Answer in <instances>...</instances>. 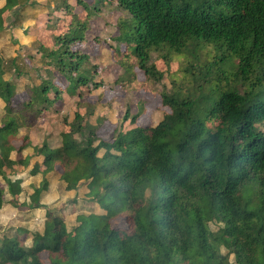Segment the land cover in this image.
<instances>
[{"label": "trees", "instance_id": "trees-1", "mask_svg": "<svg viewBox=\"0 0 264 264\" xmlns=\"http://www.w3.org/2000/svg\"><path fill=\"white\" fill-rule=\"evenodd\" d=\"M4 1L0 32L20 3ZM116 4L129 15L118 24L116 40L124 50H114L116 58L159 84L166 74L152 62L153 54L167 65L174 56H187L188 80H172L169 90L162 89L161 105L169 112L154 127L119 130L107 141L88 121L92 111L77 109L72 121L64 120L59 146H32L20 129L35 125L63 93L76 95L93 83L88 56L73 49L86 26L53 35L52 45L38 44L41 68L64 79L62 92L51 77L41 79L15 104L16 86L3 78L0 58V98L6 104L0 208L6 191L13 199L20 194L21 180L8 176L27 167L31 157L22 152L32 147L33 155L44 157V173L58 166L66 190L84 183L106 212L78 215L68 230L58 212L48 211L29 247L18 242L21 230L0 239V264H42L43 254L47 264H264V0ZM45 187L44 181L34 191L33 202ZM120 216L127 229L112 226Z\"/></svg>", "mask_w": 264, "mask_h": 264}, {"label": "rangeland", "instance_id": "rangeland-1", "mask_svg": "<svg viewBox=\"0 0 264 264\" xmlns=\"http://www.w3.org/2000/svg\"><path fill=\"white\" fill-rule=\"evenodd\" d=\"M95 5L96 11L92 9ZM43 12L37 26L38 31L42 32L44 29V37L41 40L49 45L53 44V35L63 34L68 28L85 24L84 39L73 49L88 56L93 83L97 86L91 83L79 89L76 95L63 93L62 99L48 113L40 117L35 125L21 128L20 134H26L31 144L38 146L46 142L50 148L59 146L60 133L64 130V120L72 121L77 109L82 114L92 111L88 121L92 125H98L97 135L107 141H112L119 130L125 131L137 126L154 127L163 119L164 114L169 112L168 108L161 105L160 93L163 88L167 90L171 88L172 80L176 85L187 82L188 76L183 71L190 60L187 56H174L167 65L153 54L152 62L166 75L161 83H152L146 80L143 72L132 62L122 64L119 56L116 58L114 55V50H124L123 44L116 40L118 24L121 19L129 17L117 6L116 0H45ZM40 42L33 41L18 50L16 72L13 71L12 66L7 68L10 79L16 86L15 104L26 99V91L40 84L41 79L51 77L56 88L61 92L65 87L66 82L59 74H47L41 68L43 61L37 52ZM202 63L209 62L203 59ZM126 113H128V120L124 122ZM134 115H138V118L131 123ZM19 144L16 142V145ZM104 152V150L99 151L98 156L101 157ZM57 168V173L61 174L62 170ZM0 183L2 184L1 179ZM53 212H58L68 230L77 224L76 217L79 214H98L99 212L104 215L106 213L101 203L94 202L88 193L81 195L75 202H64ZM112 226L127 229L126 220L121 216L112 220ZM211 227L215 229L216 226ZM18 242L22 247H27L30 243L20 240V237ZM222 252L226 253L225 250ZM230 261L233 262L232 256ZM41 262L48 263L46 254L41 255Z\"/></svg>", "mask_w": 264, "mask_h": 264}, {"label": "crops", "instance_id": "crops-1", "mask_svg": "<svg viewBox=\"0 0 264 264\" xmlns=\"http://www.w3.org/2000/svg\"><path fill=\"white\" fill-rule=\"evenodd\" d=\"M44 1L20 0L19 5L10 12V24L5 30L0 32V58L7 66L6 73L3 76L5 80L13 82L10 79L7 68L12 66L14 67L13 71L16 72L15 64L17 63L18 50L33 43V41L40 42L44 37V29H42V32L38 31L37 26L38 19H41L42 14H44ZM4 4L5 1L0 0V8ZM15 40L17 41L16 43ZM5 105V102L0 98V126ZM32 146L36 145L32 143ZM14 155L15 153H12L11 158ZM22 156L31 158L26 168L15 175L8 176L12 181L21 180L22 190L16 199H13L7 191L4 195V203L0 208V239L4 237L11 238L17 230H21L20 240L30 242L27 246L29 247L32 243V234L42 232L48 210H57L66 201L75 202L81 195L88 193V189L82 183L75 190H66V184L60 180L61 174L57 173L58 166L44 173V157L42 155H33L32 147L26 148L22 152ZM36 167H39V171L34 173L33 170ZM57 174L60 175L58 176ZM0 179L2 180L0 187L6 190V184L1 176ZM44 181L46 183L45 190L43 188L37 201L33 202L32 195L34 191L39 189L44 184ZM98 214L102 215L99 212Z\"/></svg>", "mask_w": 264, "mask_h": 264}]
</instances>
